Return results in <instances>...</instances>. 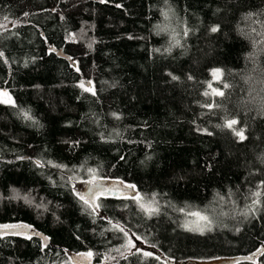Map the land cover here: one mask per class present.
<instances>
[{
    "label": "trees",
    "instance_id": "obj_1",
    "mask_svg": "<svg viewBox=\"0 0 264 264\" xmlns=\"http://www.w3.org/2000/svg\"><path fill=\"white\" fill-rule=\"evenodd\" d=\"M0 53V264H264V0H0Z\"/></svg>",
    "mask_w": 264,
    "mask_h": 264
},
{
    "label": "snow or ice",
    "instance_id": "obj_2",
    "mask_svg": "<svg viewBox=\"0 0 264 264\" xmlns=\"http://www.w3.org/2000/svg\"><path fill=\"white\" fill-rule=\"evenodd\" d=\"M26 15H27V14H26ZM164 16H165V19L167 20V18H168V13L165 12V13H164ZM249 18H250V17H249ZM160 30L163 31L164 29L161 28ZM212 31L215 32V31H217V29H216V28H213ZM185 35H187V32H185ZM173 41H174V44H175V45H179V43H180L179 40H176V39H175V37H173ZM170 50H171L170 48L167 49V51H170ZM2 55H3V54L0 53V56H2ZM213 75H214L215 77L219 78L220 73H219V71H216V72L213 73ZM173 78L175 79V77H173ZM90 83H91V82H89V84H90ZM80 87L83 88L84 91H92V89H91L90 87H85L84 83H81V84H80ZM210 87H211V85H210ZM225 87H227V85H225ZM94 94H95V93L93 92V95H94ZM213 94L216 95V96H223V95H224V93H223L222 91H218V90H215V89H213ZM206 95H207V93H206ZM0 98H6V99H2V100H0V102L8 103V104H14V102L12 101L11 96H10L7 92H0ZM207 106H208L209 108H212V107H213V105H211V104H209V105H207ZM24 117H25V119H31V117H30L27 113H24ZM237 123H238V121H237L236 119H227L226 122H225V127L229 128V129H233V130H235V127H234V126H236ZM235 134L239 137V139H241V140L245 139L242 130H235ZM89 171L91 172L92 170H89ZM94 179H95V177H93V180H88V181H85L84 183H85L86 185H93V181H94ZM126 187H127L128 189H132V190H133V192H134L133 199H137L138 202H139V200L142 199V198H140V194L134 191V190H135V186H134V185H127ZM77 191H79V190H77ZM99 191H101V189L99 188V186H96V187H89V188H88V192H89V193L91 194V196H93V197H96V195H97V193H98ZM260 195H261V193H259V192L253 193V196H255V197H259ZM79 199H80L81 201H83V203H84L85 205H87L88 208H91L93 211H96V210L100 207L99 204H95L92 200L86 199L84 195H79ZM257 203H259V200H253V204H257ZM140 207H141L142 210L148 212L149 214H153V213L157 212V208L152 207L151 204H147V205H146V204H144V203L141 202V203H140ZM181 211H183V209H181ZM189 214L192 215V216H195V217H199V219H200L201 221H206V220H207V217L201 216L198 212H192V213H189ZM114 227H115V226H114ZM185 227L188 228L189 230H194V229H192V228H189L188 225H185ZM197 228H199V225H197ZM199 230L202 231L203 229H199ZM120 231H121V232H124V229L121 228ZM124 235L127 236L128 233H127V232H124ZM29 238H30V237H29ZM136 238H137V239H140V237H138V236H137ZM127 247H128L129 249H131V248H133V247H135V246L132 244L131 240H129L128 243H127ZM137 251L139 252L140 250L137 249ZM143 255H144V256H151L152 253L144 252ZM87 256H88V257H91V256H92V253H91V252L87 253Z\"/></svg>",
    "mask_w": 264,
    "mask_h": 264
},
{
    "label": "rangeland",
    "instance_id": "obj_3",
    "mask_svg": "<svg viewBox=\"0 0 264 264\" xmlns=\"http://www.w3.org/2000/svg\"><path fill=\"white\" fill-rule=\"evenodd\" d=\"M219 91V90H218ZM0 92H3L2 90H0ZM5 92H7L5 90ZM8 93V92H7ZM9 94V93H8ZM10 95V94H9ZM2 99H6V98H0V100ZM91 180V179H90ZM93 180V179H92ZM86 180H77L73 182V190L74 192L79 196V195H84L86 199L92 200L94 201V199L103 194V193H107V194H113V195H125V194H134L132 189H128L126 186L128 184H125L121 181H117V180H103V179H94L93 183H96L94 185L96 186H102L105 187V190L103 191H99L96 195V197L91 196V194L88 192V188L89 187H93L92 185H86L84 182ZM88 181V180H87ZM79 190V191H77ZM201 216L207 217L205 213H200L198 212ZM208 220V219H207ZM206 221H201L199 219V217H191L189 220V225L193 228H196L195 231L196 232H203V230L205 231V225ZM197 225H199V228H197ZM0 229H5V227L0 226ZM199 229H203L202 231ZM129 237L131 238L132 244L135 247H139L141 250L146 251V252H150L153 253V251L150 250V248L147 247H142L141 244L138 243V241L130 234ZM74 263L76 264H90V258L87 257L86 255L83 256H75L73 259ZM103 264V263H100Z\"/></svg>",
    "mask_w": 264,
    "mask_h": 264
},
{
    "label": "clouds",
    "instance_id": "obj_4",
    "mask_svg": "<svg viewBox=\"0 0 264 264\" xmlns=\"http://www.w3.org/2000/svg\"><path fill=\"white\" fill-rule=\"evenodd\" d=\"M243 102H246L250 107L253 108V110L257 108L264 110V90L257 93V95L254 96L252 99L247 100V101H242V103Z\"/></svg>",
    "mask_w": 264,
    "mask_h": 264
},
{
    "label": "water",
    "instance_id": "obj_5",
    "mask_svg": "<svg viewBox=\"0 0 264 264\" xmlns=\"http://www.w3.org/2000/svg\"><path fill=\"white\" fill-rule=\"evenodd\" d=\"M50 50H54V48L50 47ZM55 53H56V56H58L60 58L68 59V57L65 54L62 53L61 49H57L55 51ZM2 91L5 92V90H2ZM0 232H2V231H0ZM6 232H8V230H6ZM19 232L28 233V230L24 229V228H17V229H13L12 230V233H19ZM34 234L36 236L40 237L41 239H43L44 240V242H43L44 244L47 242V239L44 236H42L41 234H38V233H34ZM83 264H84V262H83Z\"/></svg>",
    "mask_w": 264,
    "mask_h": 264
},
{
    "label": "flooded vegetation",
    "instance_id": "obj_6",
    "mask_svg": "<svg viewBox=\"0 0 264 264\" xmlns=\"http://www.w3.org/2000/svg\"><path fill=\"white\" fill-rule=\"evenodd\" d=\"M94 184H96V183H93V187H96V185H94ZM99 188L101 189V191H103V190H105V187H102V186H99ZM101 195H107V193H103V194H101Z\"/></svg>",
    "mask_w": 264,
    "mask_h": 264
},
{
    "label": "bare ground",
    "instance_id": "obj_7",
    "mask_svg": "<svg viewBox=\"0 0 264 264\" xmlns=\"http://www.w3.org/2000/svg\"><path fill=\"white\" fill-rule=\"evenodd\" d=\"M68 57V56H67Z\"/></svg>",
    "mask_w": 264,
    "mask_h": 264
}]
</instances>
